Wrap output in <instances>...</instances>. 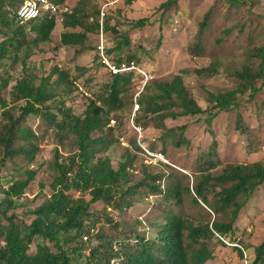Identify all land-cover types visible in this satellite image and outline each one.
I'll return each instance as SVG.
<instances>
[{
    "label": "rangeland",
    "instance_id": "obj_1",
    "mask_svg": "<svg viewBox=\"0 0 264 264\" xmlns=\"http://www.w3.org/2000/svg\"><path fill=\"white\" fill-rule=\"evenodd\" d=\"M79 1L64 0V5L69 10ZM165 1L137 0L128 5L125 0H91V5L105 8L110 26L129 38L130 44L123 47L121 57L127 59L131 55L135 56L132 79L121 94L123 106L110 115L109 126L112 131L108 136L113 139V143L106 154L115 169L127 154L134 156L131 184H136L143 177L145 168L153 175L160 171L167 173L155 184H160L163 190L170 184H179L183 201L178 204L177 198L173 196L149 194L147 187L142 186L132 197V208L113 210L97 202L90 207L94 215L91 222L95 225L96 233L87 243L89 247L98 244L99 236H107L118 243L133 240L131 228L140 221L152 232L149 224L163 221L168 212L182 215L189 226L205 224L216 217L223 219L224 216L216 215L203 201L200 204L195 202V183L203 173H221L229 163H264V78L257 81L261 88L254 98H251V89L240 95L238 107L207 109L211 92H227L241 86L242 79L238 73L251 63L254 47L264 45V0H178L168 10L158 9ZM208 12V27L199 38V25ZM142 18L149 19V24L141 29H131L130 22ZM55 19L56 26L50 43L30 45L32 54L26 60V67L28 72L36 76V82L53 73L55 68L65 73L68 76L66 81H73L77 87V91L65 97L66 105L74 115L82 116L91 100H99L105 94V86L112 79V74L98 57L96 46L99 35L89 34L88 41L80 51V46L64 47L60 44V36L66 31L61 23V14L57 13ZM27 32L28 41H32L34 35L28 29ZM103 38L110 47L117 42L112 31L103 32ZM4 39L5 35L0 34V42ZM199 40L200 48L192 49ZM24 55V52H20L16 62L11 59L0 62V79L8 81L2 92L7 101L11 98L12 86L22 76ZM109 56L116 59L118 52L113 51ZM211 66L217 67L216 72L196 70ZM181 70L186 71L183 73L185 85L205 112L164 120L167 127L186 125L184 134L190 142L177 147L161 128L154 126L158 122L153 120L151 114L144 115L140 109L136 112L135 109L137 95L144 90L147 82L169 80ZM56 77L54 74L52 79ZM62 86L66 88V82ZM51 112L57 114L54 109ZM240 113L245 131L238 127ZM136 116L141 117L142 127L135 125ZM210 117L211 124L208 122ZM23 125L32 128L37 135L38 140L34 141L36 156L33 161H27L22 155L16 156L0 171V209L30 225L36 218L32 211L50 195L49 186L54 177L50 164L54 160L56 148L60 154L66 155L73 149L74 139L61 134L63 139L60 143L51 125L36 116L28 117ZM214 139L218 141L219 162L216 167L209 164ZM134 141L139 144L141 151L135 150ZM143 147L161 150L167 162H161L162 167L157 166L158 163L154 166ZM17 169L21 172L35 170L36 176L26 188L25 195L13 199L6 197L2 190L7 188L9 176L15 175ZM41 184L44 186L42 189ZM70 195L78 198L80 193L71 191ZM82 197L86 201L90 200L87 194ZM226 240L245 248L251 260L257 259L256 248L264 242V183L242 209L234 234ZM38 241L55 251L46 239L36 237L30 254L35 252ZM208 246L214 255L208 264H244L239 247L221 243L218 235L208 241ZM71 247L72 244L67 246L71 264H85L88 251L76 255L70 253Z\"/></svg>",
    "mask_w": 264,
    "mask_h": 264
},
{
    "label": "trees",
    "instance_id": "obj_2",
    "mask_svg": "<svg viewBox=\"0 0 264 264\" xmlns=\"http://www.w3.org/2000/svg\"><path fill=\"white\" fill-rule=\"evenodd\" d=\"M134 1L137 0H125V4L130 5ZM177 2L178 0H166L158 9L168 10ZM53 3L60 10L67 8L64 0H54ZM21 7L22 2L19 0H0V34L5 35V39L0 42V62L5 59L16 62L20 52L25 53L22 76L12 86L9 101L2 96L8 81L0 79V171L16 156L22 155L27 161L35 159L37 146L34 141L38 140L37 135L32 128L23 125L30 116L47 121L57 133L60 143L63 139L61 134L71 136L74 141L73 149L66 155L60 154L56 148L54 160L50 164L54 171L49 186L50 195L32 211L36 218L30 225L18 220L16 215L0 209V242L3 243L0 245V264H71L67 248L69 244H72V254L88 251L85 264H110L113 258L121 259L120 264H208L214 257L208 241L217 234L224 238L234 234L242 209L264 183V163H229L221 173H203L195 183V202L200 204L203 201L216 215L224 216L223 219L216 217L205 224L189 226L182 215L168 212L163 221L149 224L152 232L141 221L137 222L131 228L133 240L117 242V251L113 249L114 242L107 236H99L98 244L89 247L87 243L96 233L95 225L91 222L94 215L90 212V207L93 204L102 202L113 210L132 208V197L142 186L147 187L149 194L173 196L180 204L183 201V192L179 184H170L163 190L160 184L155 183L161 181L167 173L160 171L153 175L146 168L143 170V177L136 184H131L134 156L127 154L115 169L106 154L113 143V139L108 136L112 131L109 126L110 115L122 108L121 94L131 81L133 71L113 74L105 86V94L99 100H91L82 116L74 115L65 100L68 94L77 91L74 82H67L68 76L57 68L36 82V76L28 72L26 67V60L32 54L30 45L50 43L56 26V14H45L35 21L21 25L18 21ZM101 9L91 5V0H80L74 8L60 13L62 26L66 30L60 36V44L64 47L80 46V51L88 41V35H99L102 25L103 32L112 31L117 37L115 45H106L108 55L113 51L118 52L116 59L112 60L116 63L135 62L134 55L127 59L121 57L123 47L130 44L129 38L110 26L106 12L101 20ZM209 18L208 12L199 25V38L208 27ZM147 24L149 19L142 18L132 20L130 27L133 30L141 29ZM27 29L34 35L32 41H28ZM76 29L79 31H75ZM194 48H200V40L192 46ZM252 57L251 63L238 73L242 79L241 86L227 92H211L208 110L238 107L240 95L249 89L251 98L256 96L261 88L257 81L264 78V45L254 47ZM196 70L216 72L217 67ZM184 72L186 71L181 70L173 74L169 80L147 82L144 92L141 91L136 98V111L140 109L144 115L151 114L153 120L158 122L154 126L161 128L177 147L190 142L184 134L186 125L167 127L164 120L205 112L185 85ZM54 74L57 75L55 80L52 79ZM65 82L66 88L62 86ZM53 109L57 114L51 112ZM140 121L141 117L136 116L135 125L142 127ZM208 122L212 123V117ZM238 127L245 131L241 113ZM20 142L23 143L19 144ZM133 146L136 151H141L136 141ZM209 157V164L216 167L219 162L216 139L212 142ZM157 166L162 167V163ZM16 172L9 176V185L2 190L6 197L13 199L23 197L26 188L36 176L35 170L21 172L17 169ZM40 188H44L43 184ZM188 189L190 191V187ZM71 191L80 193V196L73 198ZM84 194L90 197L89 201L82 197ZM85 236H88L87 241L83 240ZM36 237L46 239L55 251L38 241L35 252L30 254ZM219 241L225 243L220 238ZM256 254L255 263H264V242L256 248Z\"/></svg>",
    "mask_w": 264,
    "mask_h": 264
},
{
    "label": "built area",
    "instance_id": "obj_3",
    "mask_svg": "<svg viewBox=\"0 0 264 264\" xmlns=\"http://www.w3.org/2000/svg\"><path fill=\"white\" fill-rule=\"evenodd\" d=\"M22 2V7L18 12V21L21 25L30 23L32 21L37 20L39 17L49 14L54 15L57 13H65L68 11V8H64L63 10H60L53 2L50 0H19ZM105 8L101 9V20L104 16V10ZM96 49L98 51V56L104 64L108 71L113 75L121 72H127L135 69L134 62H125L122 61L120 63H116L112 61L110 56L106 52V43L103 38V29L101 25L100 33H99V41L96 46ZM137 103V102H136ZM138 108V103L136 104V109ZM113 122V121H112ZM140 130V128H139ZM143 151L145 152V155L147 158L152 159V163L157 164L161 162H167V160L164 158V155L160 151H154L150 148L143 147ZM218 235V234H217ZM218 237L223 240L226 244L234 247H239L243 254V262L244 264H256L255 261L251 260V256L249 255V252L240 246L239 244H231L229 241L226 240V238L218 235ZM83 240L87 241L88 236L83 237ZM119 244L117 242L113 243V249L118 250ZM121 259L119 258H113L110 261V264H120Z\"/></svg>",
    "mask_w": 264,
    "mask_h": 264
}]
</instances>
